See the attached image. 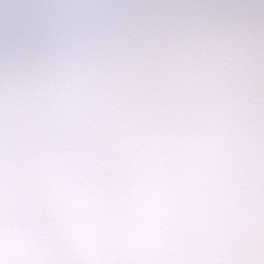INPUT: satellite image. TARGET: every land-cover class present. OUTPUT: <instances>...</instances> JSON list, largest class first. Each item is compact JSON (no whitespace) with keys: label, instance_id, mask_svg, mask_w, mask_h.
I'll return each instance as SVG.
<instances>
[{"label":"clouds","instance_id":"obj_1","mask_svg":"<svg viewBox=\"0 0 264 264\" xmlns=\"http://www.w3.org/2000/svg\"><path fill=\"white\" fill-rule=\"evenodd\" d=\"M0 264H264V0H0Z\"/></svg>","mask_w":264,"mask_h":264}]
</instances>
